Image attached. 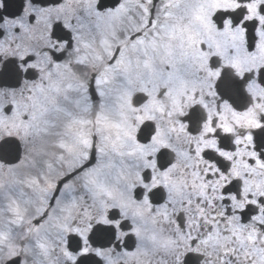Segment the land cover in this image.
I'll return each instance as SVG.
<instances>
[{
	"label": "snow or ice",
	"instance_id": "obj_1",
	"mask_svg": "<svg viewBox=\"0 0 264 264\" xmlns=\"http://www.w3.org/2000/svg\"><path fill=\"white\" fill-rule=\"evenodd\" d=\"M0 264H264V0H0Z\"/></svg>",
	"mask_w": 264,
	"mask_h": 264
}]
</instances>
